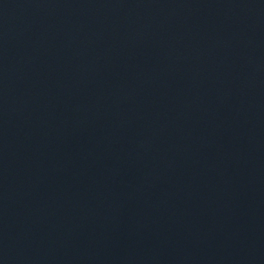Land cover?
<instances>
[{"label":"water","instance_id":"1","mask_svg":"<svg viewBox=\"0 0 264 264\" xmlns=\"http://www.w3.org/2000/svg\"><path fill=\"white\" fill-rule=\"evenodd\" d=\"M0 264H264V0H0Z\"/></svg>","mask_w":264,"mask_h":264}]
</instances>
